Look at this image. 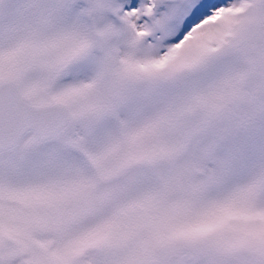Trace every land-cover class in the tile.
<instances>
[{"label": "snow or ice", "instance_id": "snow-or-ice-1", "mask_svg": "<svg viewBox=\"0 0 264 264\" xmlns=\"http://www.w3.org/2000/svg\"><path fill=\"white\" fill-rule=\"evenodd\" d=\"M0 264H264V0H0Z\"/></svg>", "mask_w": 264, "mask_h": 264}]
</instances>
